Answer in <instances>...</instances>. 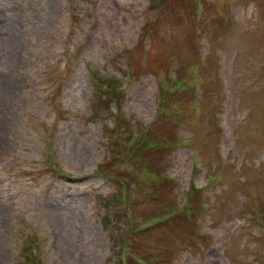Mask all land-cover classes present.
I'll return each mask as SVG.
<instances>
[{"label": "rangeland", "instance_id": "374dc122", "mask_svg": "<svg viewBox=\"0 0 264 264\" xmlns=\"http://www.w3.org/2000/svg\"><path fill=\"white\" fill-rule=\"evenodd\" d=\"M0 264H264V0H0Z\"/></svg>", "mask_w": 264, "mask_h": 264}, {"label": "trees", "instance_id": "16d2710c", "mask_svg": "<svg viewBox=\"0 0 264 264\" xmlns=\"http://www.w3.org/2000/svg\"><path fill=\"white\" fill-rule=\"evenodd\" d=\"M116 77V76H115ZM129 141V140H128ZM46 162L49 164V166H52V163L48 157V155L46 156ZM54 169V168H53Z\"/></svg>", "mask_w": 264, "mask_h": 264}]
</instances>
